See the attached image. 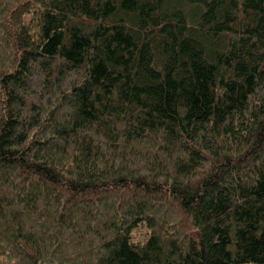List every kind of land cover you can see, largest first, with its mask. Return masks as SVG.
Returning a JSON list of instances; mask_svg holds the SVG:
<instances>
[{
	"label": "trees",
	"instance_id": "1",
	"mask_svg": "<svg viewBox=\"0 0 264 264\" xmlns=\"http://www.w3.org/2000/svg\"><path fill=\"white\" fill-rule=\"evenodd\" d=\"M0 264H264V0H0Z\"/></svg>",
	"mask_w": 264,
	"mask_h": 264
},
{
	"label": "rangeland",
	"instance_id": "2",
	"mask_svg": "<svg viewBox=\"0 0 264 264\" xmlns=\"http://www.w3.org/2000/svg\"><path fill=\"white\" fill-rule=\"evenodd\" d=\"M147 236H148V229L146 227V224L140 222L131 231L130 239H131V241H134V242H139V241L142 242L146 239Z\"/></svg>",
	"mask_w": 264,
	"mask_h": 264
}]
</instances>
